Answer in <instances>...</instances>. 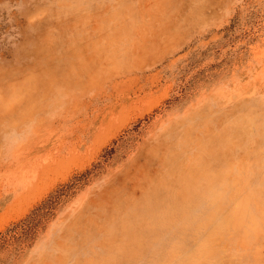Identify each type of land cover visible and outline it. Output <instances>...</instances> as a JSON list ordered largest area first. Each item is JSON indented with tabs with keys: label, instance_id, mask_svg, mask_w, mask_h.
Masks as SVG:
<instances>
[{
	"label": "rangeland",
	"instance_id": "374dc122",
	"mask_svg": "<svg viewBox=\"0 0 264 264\" xmlns=\"http://www.w3.org/2000/svg\"><path fill=\"white\" fill-rule=\"evenodd\" d=\"M0 264H264V0H0Z\"/></svg>",
	"mask_w": 264,
	"mask_h": 264
}]
</instances>
